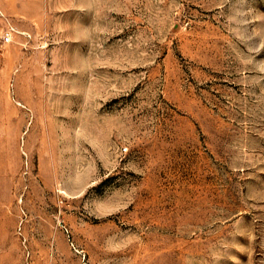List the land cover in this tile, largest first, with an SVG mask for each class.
I'll use <instances>...</instances> for the list:
<instances>
[{
	"label": "rangeland",
	"instance_id": "1",
	"mask_svg": "<svg viewBox=\"0 0 264 264\" xmlns=\"http://www.w3.org/2000/svg\"><path fill=\"white\" fill-rule=\"evenodd\" d=\"M0 264H264V0H0Z\"/></svg>",
	"mask_w": 264,
	"mask_h": 264
},
{
	"label": "built area",
	"instance_id": "2",
	"mask_svg": "<svg viewBox=\"0 0 264 264\" xmlns=\"http://www.w3.org/2000/svg\"><path fill=\"white\" fill-rule=\"evenodd\" d=\"M4 40H5L6 42H9V41L11 40L10 35H9V34H6V35L4 36Z\"/></svg>",
	"mask_w": 264,
	"mask_h": 264
}]
</instances>
